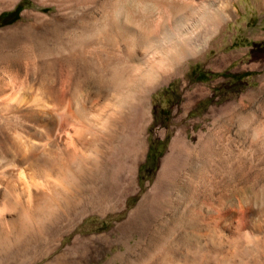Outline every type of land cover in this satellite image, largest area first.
Wrapping results in <instances>:
<instances>
[{"label": "rangeland", "instance_id": "374dc122", "mask_svg": "<svg viewBox=\"0 0 264 264\" xmlns=\"http://www.w3.org/2000/svg\"><path fill=\"white\" fill-rule=\"evenodd\" d=\"M91 1L0 0V113H8L12 119L24 115L25 107H11L4 95L20 86L37 87L47 73L58 80L73 71L72 82L83 93L101 90V78L92 68L80 72L78 67H71V71L54 52L60 36L55 26L62 24L64 29L70 22H77L82 13L98 7ZM209 2L230 17L220 24L216 34L209 36L201 51L184 61L178 75L161 81L149 91L145 152L136 162V183L132 189L125 192V187L119 186L115 191V197L121 196L119 200L107 192L111 180L105 163L111 151L120 145L119 140L115 138L105 146L102 144L98 150L89 148V162L70 191L67 190V200L63 196L49 203L39 200L40 209L34 215L36 222L32 219L27 227L20 226L25 222L23 200H15L14 208L4 211L5 218L15 219L16 225H12L16 228L0 222V264H154L153 255L160 251L167 236H174L175 242L181 243V256L194 258L196 254L191 251V245L198 244L199 237L209 233L208 226L195 223L196 217L204 221L208 214L195 208V217L189 219L188 213L184 215L190 225L188 219L177 224L180 217L184 220L180 215L182 205L190 200L179 199L180 189L176 185L172 196L153 202L155 214L143 228L126 233L118 227L149 189L171 137L182 126L190 138L196 139L198 135L212 138L221 164L228 170L223 172L229 173L230 179L221 193L220 187L214 190V197L223 193L237 200L249 196L250 192L254 193L260 173L264 184V151L253 146L248 129L259 109L264 107V0ZM160 3L162 0H128L126 23L138 18L152 21L164 8ZM74 84H64L61 103L70 97ZM125 112L127 115V108ZM31 116H22L20 129L25 126L24 129L32 130L30 135L41 137L42 129L36 128L37 118ZM213 122L219 126L214 127ZM113 128L120 137L122 127ZM10 129L11 126L0 122V166L6 164L0 167L3 182L12 169L6 160L26 154L11 146ZM128 129L126 125V134ZM177 154L187 156L184 150ZM93 156H98L99 162L94 163ZM204 157L207 158L206 154ZM219 171L222 172L221 167L215 172L216 180L221 179ZM201 184L197 183L200 188ZM178 185H185L183 178ZM2 186L0 183V191ZM199 194L195 197L208 204L207 196Z\"/></svg>", "mask_w": 264, "mask_h": 264}, {"label": "bare ground", "instance_id": "6f19581e", "mask_svg": "<svg viewBox=\"0 0 264 264\" xmlns=\"http://www.w3.org/2000/svg\"><path fill=\"white\" fill-rule=\"evenodd\" d=\"M127 1L92 0L98 7L82 13L77 22H70L64 29L62 24L55 26L60 36L54 52L60 55L59 60L70 70L78 67L82 72L92 68L90 70L101 78V90L83 93L72 82L71 70L58 80L47 73L37 87L20 86L4 95L11 107H25L24 115L13 119L8 113H0V122L11 126V146L26 151L23 157L6 160L12 169L6 180L0 181L3 185L0 222L9 228L15 227V219L5 218L4 211L14 208L15 200L25 203V222L20 225L25 227L27 222L35 221L34 215L40 209L39 200L49 203L62 196L68 199L67 190L89 162V148L98 150L100 145L105 146L115 138L120 145L111 151L105 163L111 180L107 192L119 200L120 195L115 197L119 186L125 187V192L130 191L136 183V162L145 152V129L150 119L149 91L161 81L178 75L184 61L201 51L209 36L219 30L220 24L229 16L212 6L209 0H162L160 5L164 8L159 6L162 10L152 21L138 18L126 23ZM67 82L75 87L68 92L70 97L61 103ZM263 113L264 107L259 109L248 127L253 146L261 151H264ZM31 115L37 118L36 128L42 129L41 137L30 135L32 130L24 129L25 126L20 129L22 116ZM115 125L122 127L120 137L113 132ZM126 125L129 128L127 134ZM211 125L219 126L217 122ZM182 127L171 137L149 189L127 213L119 229L128 233L143 228L148 218L155 214L153 202L160 197L172 196L176 185L180 189L179 199L190 200L181 204L180 215L184 220L176 218L177 224L195 217L193 209L197 208L206 212L208 219L204 217L202 221L196 217L195 223L208 226L209 233L199 235L198 244L191 245V251L196 254L194 258L181 256V243L175 242L174 236L165 237L160 251L153 255L154 264H264L261 173L257 175L261 182L256 179L254 193L250 192L249 196L237 200L223 193L214 197V190L220 187L221 193L230 179L229 173L223 172L226 169L212 138L204 139L203 135L190 138L184 133L185 126ZM179 150H184L187 156H179ZM92 158L94 163L99 162L98 156ZM3 165L0 167L4 168ZM220 167L221 179L216 180L214 175ZM209 172L211 176L206 175ZM181 178L185 185H178ZM197 183H202L203 187ZM196 193L207 196L209 203L195 197ZM187 213L188 218L184 216ZM187 224L190 225V220Z\"/></svg>", "mask_w": 264, "mask_h": 264}]
</instances>
